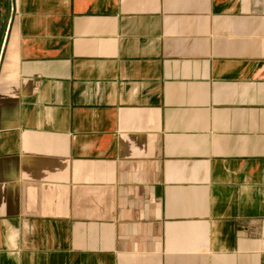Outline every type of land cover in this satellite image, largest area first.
I'll use <instances>...</instances> for the list:
<instances>
[{
    "label": "crops",
    "instance_id": "0c3cea01",
    "mask_svg": "<svg viewBox=\"0 0 264 264\" xmlns=\"http://www.w3.org/2000/svg\"><path fill=\"white\" fill-rule=\"evenodd\" d=\"M12 6L0 264H264V0Z\"/></svg>",
    "mask_w": 264,
    "mask_h": 264
},
{
    "label": "rangeland",
    "instance_id": "374dc122",
    "mask_svg": "<svg viewBox=\"0 0 264 264\" xmlns=\"http://www.w3.org/2000/svg\"><path fill=\"white\" fill-rule=\"evenodd\" d=\"M12 0H0V30L3 28L6 20L12 16Z\"/></svg>",
    "mask_w": 264,
    "mask_h": 264
}]
</instances>
